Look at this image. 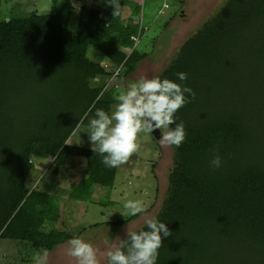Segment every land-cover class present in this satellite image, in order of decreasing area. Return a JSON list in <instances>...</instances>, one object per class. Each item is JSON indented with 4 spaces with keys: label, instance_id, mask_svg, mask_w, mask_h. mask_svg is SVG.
Here are the masks:
<instances>
[{
    "label": "trees",
    "instance_id": "trees-1",
    "mask_svg": "<svg viewBox=\"0 0 264 264\" xmlns=\"http://www.w3.org/2000/svg\"><path fill=\"white\" fill-rule=\"evenodd\" d=\"M70 1L55 2L47 15L0 22V240L31 251L32 257L6 256L21 264L34 263L41 248L49 253L77 237L43 229L51 199L35 186L36 177L30 187L36 159L51 160L57 175L69 158L83 157L100 175L91 182L104 189L113 186L117 170L105 167L98 152L68 144L91 106L110 113L103 88L113 75L87 56L97 45L82 18L88 0L76 8ZM224 7L159 75L196 95L175 116L187 135L173 147L168 196L157 216L172 235L163 239L157 264H264V0H228ZM67 8L80 17L75 34ZM99 27L115 33L104 58L122 48L128 50L124 67H135L147 57L132 50L139 31L134 21L122 27L112 15ZM180 72L186 81H179ZM214 153L219 168L211 166ZM86 181L76 195L90 193ZM145 212L95 228L123 227Z\"/></svg>",
    "mask_w": 264,
    "mask_h": 264
},
{
    "label": "rangeland",
    "instance_id": "rangeland-1",
    "mask_svg": "<svg viewBox=\"0 0 264 264\" xmlns=\"http://www.w3.org/2000/svg\"><path fill=\"white\" fill-rule=\"evenodd\" d=\"M57 1L58 4H61V0H0V22L25 16L32 12L47 15L52 11L54 3ZM76 1L71 0L70 7H74ZM125 1L132 6L139 5L138 0ZM227 1L183 0L174 3L163 14H157L161 4L159 0L146 1L145 4L144 2L141 4L140 1L141 7L144 5L143 22L146 31L143 33V29L140 26L138 27V34L134 37H139V43L133 50L149 53V58L145 63V68L148 69L149 73L157 72L158 74L159 71V76L171 60L173 62L179 57L180 46L185 40L187 41L197 35L206 24L216 16L222 15V10L225 8ZM88 5L91 4L88 2ZM66 13V16L76 26L74 21L78 18V11L73 12L72 9L67 8ZM146 21H152L149 30H147ZM166 24L168 26L165 29ZM97 29L96 24V27L93 25L89 30L94 34ZM102 43L104 42L100 39V49ZM93 51L92 48L88 50L87 56L89 58L97 60L101 57V54H97L95 57ZM117 55L118 53H116ZM119 56L122 58L125 53L123 52ZM126 71L127 69H124L123 74L112 75L103 88L104 97L110 102V113L117 103L115 97L126 89L129 82L140 78L137 74L130 75L132 74L130 69L127 72L130 76L126 77ZM152 77L150 75L149 78ZM92 107L88 109L84 116L87 118L86 122L78 126V131L69 145L84 146L82 148L92 150L88 140V127H86V124L89 123L90 119L95 118V111L102 109V106L99 104L93 110ZM139 143V152L133 155L127 164L117 168L115 180L110 189L94 186L91 181H97L100 175L97 173L92 174L88 170L87 162L83 157L69 158L68 163L60 168L57 175L51 160L36 159L33 164V171L30 174V187H32L31 178L36 177L35 186L41 191L47 192L51 199L50 210L43 213V229L52 228L77 237H79L78 231L83 229L80 238L92 243L99 249L101 264H107L103 253L108 250L111 241L117 237L121 240L126 239L127 230L138 231L145 227V218L154 217L157 219L168 196L169 175L172 173L174 166V148L161 145L159 140H156L152 134L141 133ZM85 180L92 189L89 194L80 197L81 193L80 195L75 194L77 186H72ZM124 182H128V185H124ZM129 200L141 202L146 212L123 227L103 226L95 228L96 224L109 223L130 217L124 208V204ZM106 240L109 241L108 244L105 243ZM67 247L68 243L66 242L50 251L48 264H76L75 260L66 254ZM18 248V246L10 245L7 240L1 239L0 264L17 263L13 259L9 260L6 256L16 258L20 254L30 253V257H32L31 251L28 249L19 248V250ZM17 264L21 263L18 262Z\"/></svg>",
    "mask_w": 264,
    "mask_h": 264
},
{
    "label": "clouds",
    "instance_id": "clouds-1",
    "mask_svg": "<svg viewBox=\"0 0 264 264\" xmlns=\"http://www.w3.org/2000/svg\"><path fill=\"white\" fill-rule=\"evenodd\" d=\"M108 2L113 8V16H118L120 4L117 0ZM176 75L181 82L187 80V73ZM195 95L191 88L159 76L141 77L129 82L126 89L115 97L117 103L111 113L97 109L95 118L89 120L87 134L92 151L103 157L101 163L105 167L118 168L139 152L141 133L152 134L157 130L161 145L179 148L185 142L187 133L184 123H176L175 116L190 102L188 97L194 100ZM210 163L213 168L221 167L219 154L214 153ZM124 208L129 216H137L144 211L141 202L133 200L127 201ZM144 225L147 230H127L126 239L117 237L111 241L108 250L103 253L107 264H157L163 239L172 233L165 223L154 217L145 218ZM67 243L66 254L76 264H101L99 249L92 243L80 237ZM48 256L47 249H39L33 256L34 264H48Z\"/></svg>",
    "mask_w": 264,
    "mask_h": 264
},
{
    "label": "crops",
    "instance_id": "crops-1",
    "mask_svg": "<svg viewBox=\"0 0 264 264\" xmlns=\"http://www.w3.org/2000/svg\"><path fill=\"white\" fill-rule=\"evenodd\" d=\"M138 1H139L138 6H136V5L132 6L131 4H128L125 0H117V2L120 4V14L118 16H116V17H118V25L119 26L126 27L131 21H134L138 27L140 26L142 29H145V31H146V27H145V24L143 22L144 21V5H143V8H141L140 0H138ZM81 2H82V0H77L75 3V6L73 8L78 7V5H80ZM88 2L91 5L90 6L88 5V8L85 11V13L83 14L82 18H84L85 20L88 21L89 29L93 25L96 27V24H97L98 29L96 30L94 35L92 34L97 39V45L94 49H92V51L94 50L92 53L94 54L95 57L97 56V54H101V57L97 58V60H101V64L105 68L111 69L113 71V74L120 68V73L118 75L123 74L124 69H127V71L125 72L126 77H128L130 75L134 76L136 74L140 78L141 77H148L149 78L150 75L153 77L158 76L159 71H158V74H157V72L149 73L148 69L145 68V63L147 61V58H149V56H148L149 53H146L144 51H140V52L146 53L147 57L144 60H141L140 62H138L135 67H132V66L131 67H127V66L124 67L125 60L128 57V53H127L128 50H124L122 48H119L117 50L118 55L116 56V54H115V56L112 60L106 59L102 56V54L105 50L107 38L108 37H114L115 33L111 32V31L102 30L99 27V21H101V20L105 21V20L109 19L113 15L112 14L113 8L109 5L108 0H88ZM91 11H93V12H91ZM142 11H143V13H142ZM91 13L93 15H91ZM78 19H80L79 15H78V18L74 21L76 23V26H77V20ZM71 21L69 24V25H71L70 33L75 34L76 26ZM149 25L150 26L152 25V21L151 22L146 21V26L148 27L147 30H149ZM100 39H102L104 42V43H102L101 49L99 48ZM123 52L125 53V56H123L121 58L119 55ZM129 69L132 71V74H130V75H128L129 73H127V72H129ZM77 131H78V127L76 128L75 133ZM73 138H74V136H73ZM72 139H70L68 141V144H70ZM81 147H84V146H81ZM75 186H77V184H74L72 187H75Z\"/></svg>",
    "mask_w": 264,
    "mask_h": 264
},
{
    "label": "built area",
    "instance_id": "built-area-1",
    "mask_svg": "<svg viewBox=\"0 0 264 264\" xmlns=\"http://www.w3.org/2000/svg\"><path fill=\"white\" fill-rule=\"evenodd\" d=\"M140 1H141V4H143L144 0H140ZM159 1L161 4L158 10V14H163L165 11L169 10L174 3L182 2L183 0H159ZM132 41H133V48H132L133 50L134 48H136V46L139 43V37L138 36L132 37ZM119 72H120V68L113 75L116 76L118 75ZM124 185H128V182H125Z\"/></svg>",
    "mask_w": 264,
    "mask_h": 264
},
{
    "label": "water",
    "instance_id": "water-1",
    "mask_svg": "<svg viewBox=\"0 0 264 264\" xmlns=\"http://www.w3.org/2000/svg\"><path fill=\"white\" fill-rule=\"evenodd\" d=\"M152 135L154 136V138H155L156 140H159V138H160V134H159V131H158V130L155 131V132H153Z\"/></svg>",
    "mask_w": 264,
    "mask_h": 264
}]
</instances>
